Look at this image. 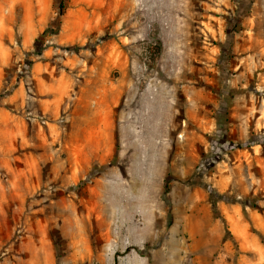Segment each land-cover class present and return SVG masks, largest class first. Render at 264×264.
<instances>
[{
  "label": "rangeland",
  "instance_id": "obj_1",
  "mask_svg": "<svg viewBox=\"0 0 264 264\" xmlns=\"http://www.w3.org/2000/svg\"><path fill=\"white\" fill-rule=\"evenodd\" d=\"M0 264H264V0H0Z\"/></svg>",
  "mask_w": 264,
  "mask_h": 264
},
{
  "label": "trees",
  "instance_id": "obj_2",
  "mask_svg": "<svg viewBox=\"0 0 264 264\" xmlns=\"http://www.w3.org/2000/svg\"><path fill=\"white\" fill-rule=\"evenodd\" d=\"M60 9H61V12L63 11L64 7H63V4L61 3L60 4ZM58 24H59V20H58ZM54 26H51V27H48L44 32L43 34L36 40L35 42V45H34V52H33V56H41L42 53H43V47H42V39L47 35L49 34L50 32H54V31H57L59 29V25L55 28H53ZM158 47L159 49L161 48V42H158ZM29 56V55H27ZM33 64V60L30 59V57H27L25 59V67L26 69H30L31 66ZM166 189H168V186L166 187Z\"/></svg>",
  "mask_w": 264,
  "mask_h": 264
}]
</instances>
